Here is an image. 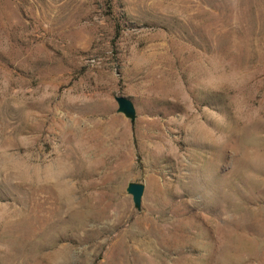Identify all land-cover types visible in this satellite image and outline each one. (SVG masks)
Returning a JSON list of instances; mask_svg holds the SVG:
<instances>
[{
    "label": "rangeland",
    "instance_id": "1",
    "mask_svg": "<svg viewBox=\"0 0 264 264\" xmlns=\"http://www.w3.org/2000/svg\"><path fill=\"white\" fill-rule=\"evenodd\" d=\"M0 264H264V0H0Z\"/></svg>",
    "mask_w": 264,
    "mask_h": 264
},
{
    "label": "water",
    "instance_id": "2",
    "mask_svg": "<svg viewBox=\"0 0 264 264\" xmlns=\"http://www.w3.org/2000/svg\"><path fill=\"white\" fill-rule=\"evenodd\" d=\"M116 102V112L123 115L124 118L128 119L131 124L136 119V109L133 101L123 95L114 96ZM145 185L139 182H129L125 188L128 195L131 196L133 206L137 211L141 210V200L144 194Z\"/></svg>",
    "mask_w": 264,
    "mask_h": 264
}]
</instances>
